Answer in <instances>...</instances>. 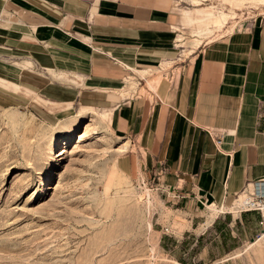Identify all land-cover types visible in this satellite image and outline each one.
I'll return each instance as SVG.
<instances>
[{"label": "crops", "instance_id": "1", "mask_svg": "<svg viewBox=\"0 0 264 264\" xmlns=\"http://www.w3.org/2000/svg\"><path fill=\"white\" fill-rule=\"evenodd\" d=\"M178 5L0 0V106L26 107L68 131L81 114L109 112L114 147L125 146L116 152L121 172L158 180L165 202L187 215L184 237L217 232L237 196L264 175V17L178 64L187 11ZM206 203L228 212L202 230L197 211ZM239 216L258 226L256 213Z\"/></svg>", "mask_w": 264, "mask_h": 264}, {"label": "rangeland", "instance_id": "2", "mask_svg": "<svg viewBox=\"0 0 264 264\" xmlns=\"http://www.w3.org/2000/svg\"><path fill=\"white\" fill-rule=\"evenodd\" d=\"M177 7L187 10L178 64L201 43L247 28L264 14V0H179ZM81 115L72 142L51 157L54 137L78 123L68 131L26 107L0 106V264H264L258 226L238 222L232 207L233 218L220 219L217 232L209 227L180 237L185 212L166 203L150 180L121 172L116 152L125 146L114 147L110 113ZM208 204L197 211L202 230L228 212Z\"/></svg>", "mask_w": 264, "mask_h": 264}, {"label": "built area", "instance_id": "3", "mask_svg": "<svg viewBox=\"0 0 264 264\" xmlns=\"http://www.w3.org/2000/svg\"><path fill=\"white\" fill-rule=\"evenodd\" d=\"M261 118L264 119V111L261 113ZM151 183L153 190H160L158 180H152ZM241 194H243L244 200L239 212H253L259 216L257 238L264 240V175L253 183L251 189H245Z\"/></svg>", "mask_w": 264, "mask_h": 264}, {"label": "bare ground", "instance_id": "4", "mask_svg": "<svg viewBox=\"0 0 264 264\" xmlns=\"http://www.w3.org/2000/svg\"><path fill=\"white\" fill-rule=\"evenodd\" d=\"M242 2V1H241ZM238 3V2H237ZM240 3V2H239ZM222 16V15H221ZM224 16V15H223ZM228 16V15H227ZM82 125L78 123L76 129L72 130L68 135L67 134H59L54 137L53 146L50 148L49 156L55 157L56 153H58L61 148L67 144H70L72 142V139L74 138V134H76V130ZM89 126V125H88ZM243 194L239 196V198L236 200L235 204L232 206V209L236 212L240 211L241 205L243 203ZM144 201V200H143ZM233 212V211H232ZM260 240H263L259 238ZM264 241V240H263Z\"/></svg>", "mask_w": 264, "mask_h": 264}]
</instances>
